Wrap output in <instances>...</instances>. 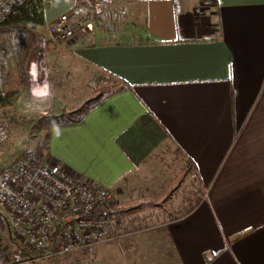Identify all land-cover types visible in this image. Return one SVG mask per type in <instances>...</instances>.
<instances>
[{"label": "crops", "instance_id": "0c3cea01", "mask_svg": "<svg viewBox=\"0 0 264 264\" xmlns=\"http://www.w3.org/2000/svg\"><path fill=\"white\" fill-rule=\"evenodd\" d=\"M43 2L36 28L48 33L74 0ZM196 3L116 0L93 24L95 43H51L53 74L77 66L88 83L108 73L128 86L59 136L49 129L43 155L114 193L110 233L123 253L121 241L146 237L171 264H264V0H216L203 14ZM173 155L181 168L165 164L155 179L153 162ZM169 194L174 212L121 204Z\"/></svg>", "mask_w": 264, "mask_h": 264}, {"label": "built area", "instance_id": "2783aa9c", "mask_svg": "<svg viewBox=\"0 0 264 264\" xmlns=\"http://www.w3.org/2000/svg\"><path fill=\"white\" fill-rule=\"evenodd\" d=\"M29 1L0 0V30ZM215 2L197 0L196 13L203 14ZM115 3L116 0H74L69 10L49 24L48 33L31 28L36 42L29 59L28 89L37 80L38 69L42 68L51 43H68L76 37L95 43L93 24ZM110 77L106 73L102 79H96L107 84ZM8 137V128L0 118V146ZM114 201V193L108 188L74 176L33 150L0 170V213L13 236L32 252L29 261L69 255L109 240H119L118 235L110 233V215L99 212L108 210ZM0 264H10L2 242Z\"/></svg>", "mask_w": 264, "mask_h": 264}, {"label": "rangeland", "instance_id": "374dc122", "mask_svg": "<svg viewBox=\"0 0 264 264\" xmlns=\"http://www.w3.org/2000/svg\"><path fill=\"white\" fill-rule=\"evenodd\" d=\"M76 67L77 66H67L65 69L57 71V74H53V70L47 56L42 62V68L38 69L40 72L37 80L34 81L32 86H29L27 93L22 95V97L17 96L15 100L18 99V101L14 102L11 106H9V108L6 107L4 109L5 112L0 110V118L6 124L9 131L7 141L0 146V170L18 160L19 157H21L26 151L33 150L41 154L45 153L48 129H39L36 124L42 116L67 115L71 111L84 106L89 99L99 95L101 88L98 87L100 84L104 83L101 81L97 82V79L94 78L89 81V84V78L86 79L87 73L85 68L83 69L85 72H82L81 68L78 69ZM103 77H105V74L100 76L101 79ZM111 82L112 77H110L107 84L110 85L109 83ZM45 83L50 86V95L46 98L33 97L32 89L38 85L42 87ZM169 163H171L170 167L174 166L179 169L181 168V162L176 155H173V157L169 159L167 156L161 157L158 158L157 162H153V165L155 164V168L160 167L158 172L154 170L155 172L153 173L155 175L153 177L158 180L160 177H157L156 174L161 173V171H164L165 169L167 171L168 169L165 164ZM165 178H163V181ZM166 182L167 184L162 186L164 191L167 188L166 185H168L169 182L171 183V179L167 177ZM191 189L193 194H197L196 186L191 187ZM156 200L157 199H151L149 196H146L143 199H140V196H137L134 197V199H130L121 204H123V208L128 207L124 206V204L132 206L131 210L133 211H131L130 214L140 212L143 216H147L151 214V212H155L157 207H161L160 209H162V211H160V213H164L166 208L168 211L170 210L169 212H174L171 207V194L166 196L160 203H154ZM115 201L108 209L110 212L117 208H114L116 203ZM142 202H147L148 204L143 205ZM135 204H138L136 208H141L140 206H144V208L140 211H134L135 207H133V205ZM147 224H154L153 219L149 220ZM128 229L138 230V227ZM142 234L150 235L151 231ZM145 238L146 237H143L141 240H138L136 247L130 245L131 249L126 247L124 242L121 241L120 243L125 249L124 253L119 248V241L113 239V241H109L107 244L96 245L92 248L81 250L69 255L32 261L27 259L21 262L14 261L12 251L15 248V244L13 241L9 240L8 237L3 234V236H0V242H2L6 248L10 264H127V259L131 264H171L169 262V252L167 250V246H163L164 242L158 246L156 242V244L153 242V245H151V240ZM97 251L102 252L97 253Z\"/></svg>", "mask_w": 264, "mask_h": 264}, {"label": "trees", "instance_id": "16d2710c", "mask_svg": "<svg viewBox=\"0 0 264 264\" xmlns=\"http://www.w3.org/2000/svg\"><path fill=\"white\" fill-rule=\"evenodd\" d=\"M44 24L43 0H30L17 9L6 21L5 29L0 30V110L14 103L21 90L29 84L27 67L31 50L35 46V35L31 28ZM110 85L100 84L99 95L89 99L84 106L77 108L67 115H45L37 122L39 129H51L53 125L63 126L79 122L96 104L104 98L126 88V82L121 83L112 78ZM4 124V122H3ZM111 214L110 210H100ZM6 235L13 241L12 251L14 261L21 262L30 259L33 254L25 245L13 236L4 216L0 213V236Z\"/></svg>", "mask_w": 264, "mask_h": 264}, {"label": "clouds", "instance_id": "9594fccd", "mask_svg": "<svg viewBox=\"0 0 264 264\" xmlns=\"http://www.w3.org/2000/svg\"><path fill=\"white\" fill-rule=\"evenodd\" d=\"M32 74L35 76V69H33ZM32 95L36 98H46L50 95V86L47 83H45L42 87L38 85L32 89ZM53 127L55 134L59 136V127L56 125H53Z\"/></svg>", "mask_w": 264, "mask_h": 264}, {"label": "bare ground", "instance_id": "6f19581e", "mask_svg": "<svg viewBox=\"0 0 264 264\" xmlns=\"http://www.w3.org/2000/svg\"><path fill=\"white\" fill-rule=\"evenodd\" d=\"M35 68V67H34Z\"/></svg>", "mask_w": 264, "mask_h": 264}]
</instances>
